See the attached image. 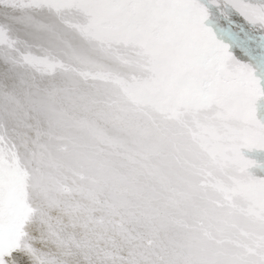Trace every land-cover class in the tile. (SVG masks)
<instances>
[{
  "label": "snow or ice",
  "instance_id": "snow-or-ice-1",
  "mask_svg": "<svg viewBox=\"0 0 264 264\" xmlns=\"http://www.w3.org/2000/svg\"><path fill=\"white\" fill-rule=\"evenodd\" d=\"M21 2L79 47L0 60V264H264V0Z\"/></svg>",
  "mask_w": 264,
  "mask_h": 264
},
{
  "label": "bare ground",
  "instance_id": "bare-ground-1",
  "mask_svg": "<svg viewBox=\"0 0 264 264\" xmlns=\"http://www.w3.org/2000/svg\"><path fill=\"white\" fill-rule=\"evenodd\" d=\"M43 17H46V19ZM67 19H70V17ZM12 27H19L20 29L25 30L13 31ZM0 29L6 31L8 39H15L18 45L26 46L27 43V45L32 44L34 47V49H32L34 51L18 50L10 48L6 43H0V60H3L5 54L9 52H11L12 57L17 61L21 60L23 54L30 53L35 56H46L49 53H56L66 63L73 65L77 64L75 60L76 52H74V49L78 50L79 44L75 32L69 24L61 21L54 13L24 6L21 0H0ZM60 30L65 31V33L60 32ZM43 32H47L49 35L59 38V44L61 45L62 50H59L60 46H58V44L51 43L47 38V35L41 34ZM36 49L39 52H37ZM7 72L16 75L18 90L22 102H26L28 97L38 96L45 84L51 85V82H46L44 77L34 69L23 65L22 62L9 64ZM2 74L4 73L0 72V79L4 77ZM69 76H74V74H65L58 71L54 77H46L54 80V83L60 84L66 82ZM47 78L45 79L47 80ZM61 101H63L61 98H56L55 102L57 107L66 109L71 107L69 104H64ZM242 151L248 152V150ZM249 153L250 155L248 158L255 159V157L251 156L252 153ZM260 158L259 160L262 161ZM254 167L250 168L249 171L253 174L258 171L263 174V170H261L259 165Z\"/></svg>",
  "mask_w": 264,
  "mask_h": 264
},
{
  "label": "rangeland",
  "instance_id": "rangeland-1",
  "mask_svg": "<svg viewBox=\"0 0 264 264\" xmlns=\"http://www.w3.org/2000/svg\"><path fill=\"white\" fill-rule=\"evenodd\" d=\"M43 18H45L46 19V17H43ZM12 29H13V31H22V30H25V29H20L19 27H15V28H13L12 27ZM60 32H62V33H65V31H63V30H60ZM41 34H44V35H47L48 37V39L51 41V43H53V44H58V46H60V51L62 50V48H61V45L59 44V42H60V39L59 38H57L56 36H52V35H49L47 32H43V33H41ZM38 36V35H37ZM57 39V40H56ZM8 40H10L11 42H12V44H11V48H14V49H18V50H27V51H34V50H32V49H34V47L32 46V44H30V45H27V43H26V46H21V45H18L17 43H16V40L15 39H8ZM7 44V43H6ZM8 45V44H7ZM9 46V45H8ZM31 46V47H30ZM27 48V49H26ZM36 51H37V49H36ZM37 52H39V51H37ZM61 55V54H60ZM2 75H4V74H2ZM15 75V74H14ZM16 76V75H15ZM44 77V80L46 81V82H48V83H50V84H52V83H54L55 81L54 80H51L50 78L48 79L46 76H43ZM45 78H47V80L45 79ZM3 79V78H2ZM2 79H0V80H2ZM37 91H38V89H37ZM62 103H64V104H66V102L65 101H61ZM56 103V102H55ZM69 109L71 110V107H69ZM20 130H22V129H20ZM23 131V130H22ZM242 150H248V149H242ZM243 152V151H242ZM249 152H251L252 154H251V156L252 157H255V159L254 160H256L258 163H257V165L256 166H260V168H261V170H263V174H262V172H256L255 174H253L252 172V174L253 175H255V176H258V177H264V150H258V149H252V150H248V152H243L247 157H249V155H250V153ZM260 157H262V158H260ZM259 158L260 159H262V161H260L259 160ZM259 160V161H258ZM254 167V166H253ZM255 168V167H254ZM260 174V175H258V174ZM257 174V175H256Z\"/></svg>",
  "mask_w": 264,
  "mask_h": 264
}]
</instances>
